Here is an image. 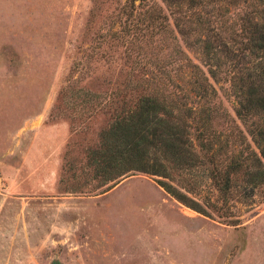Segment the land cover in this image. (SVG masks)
I'll use <instances>...</instances> for the list:
<instances>
[{
    "label": "rangeland",
    "instance_id": "374dc122",
    "mask_svg": "<svg viewBox=\"0 0 264 264\" xmlns=\"http://www.w3.org/2000/svg\"><path fill=\"white\" fill-rule=\"evenodd\" d=\"M91 3L0 0V264H264V190L223 198L194 169L204 215L144 173L92 189L84 150L104 118L72 121L59 92L103 27ZM101 65L75 85L109 89Z\"/></svg>",
    "mask_w": 264,
    "mask_h": 264
},
{
    "label": "trees",
    "instance_id": "16d2710c",
    "mask_svg": "<svg viewBox=\"0 0 264 264\" xmlns=\"http://www.w3.org/2000/svg\"><path fill=\"white\" fill-rule=\"evenodd\" d=\"M91 2L103 27L76 48L59 92L72 121L104 118L84 150L92 189L144 173L204 215L194 169L223 198L264 190V0ZM98 63L113 87H77Z\"/></svg>",
    "mask_w": 264,
    "mask_h": 264
},
{
    "label": "water",
    "instance_id": "95a60500",
    "mask_svg": "<svg viewBox=\"0 0 264 264\" xmlns=\"http://www.w3.org/2000/svg\"><path fill=\"white\" fill-rule=\"evenodd\" d=\"M49 264H58L56 260H52Z\"/></svg>",
    "mask_w": 264,
    "mask_h": 264
}]
</instances>
